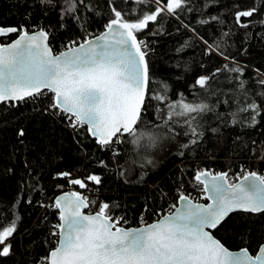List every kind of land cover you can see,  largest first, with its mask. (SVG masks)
Here are the masks:
<instances>
[{
  "label": "trees",
  "instance_id": "16d2710c",
  "mask_svg": "<svg viewBox=\"0 0 264 264\" xmlns=\"http://www.w3.org/2000/svg\"><path fill=\"white\" fill-rule=\"evenodd\" d=\"M166 4L83 0L62 18L65 0H0V26L43 29L53 52H60L101 32L115 18L112 6L126 21L136 22ZM251 8L257 9L254 15L242 18L248 26H239L235 13ZM135 35L149 43L150 92L137 136H120L119 153L98 145L84 126L69 127L68 115L50 107L48 91L0 104V230L15 223L5 242L10 254L0 256V264H38L48 256L57 243L52 234L57 209L46 203L70 186L69 180H81L91 190L92 212L106 203L133 226L141 214L151 221L171 212L181 194L199 200L193 185L196 166L224 169L244 161L252 171H264V85L259 83L264 80V0H185ZM202 76L209 77L204 88L196 84ZM181 100L207 104L209 110L170 120L168 105ZM253 102L258 115L248 107ZM150 135L155 143L142 147ZM92 175L100 183L89 180ZM212 234L230 249L244 247L254 254L264 243V213L232 212Z\"/></svg>",
  "mask_w": 264,
  "mask_h": 264
},
{
  "label": "snow or ice",
  "instance_id": "6c2138e0",
  "mask_svg": "<svg viewBox=\"0 0 264 264\" xmlns=\"http://www.w3.org/2000/svg\"><path fill=\"white\" fill-rule=\"evenodd\" d=\"M155 2L160 5V0ZM40 3L51 4L52 0H40ZM82 3L83 0H65L62 18L74 13ZM184 3L185 0H167L166 5L144 14L136 22L126 21L112 6L115 18L108 22L102 35L79 46L73 42L58 55L53 54L48 33L43 29L29 34L16 27H0V36L18 35L12 43L0 45V102L25 101L43 95L42 90L46 89L53 94L50 107L67 114L74 129L86 125L88 133L101 147L118 143L115 138L124 134L136 137V126L150 92V73L144 50L147 46L137 40L135 33L155 21L162 11L174 13ZM256 11V8L237 11L236 23L247 27L242 18L252 17ZM208 80L209 77L202 76L196 84L204 88ZM259 83L264 85V80ZM152 98L165 99L161 95ZM248 107L259 114L255 102ZM168 108L170 120L173 116L209 110L207 104L183 100ZM252 120L255 123V116ZM191 133L197 135L195 127H191ZM18 135H25L23 129ZM143 135L134 142L139 143ZM155 140L154 135L148 136L142 147H151ZM88 179L100 183L98 176ZM194 179L204 186L207 199L212 201L210 204L193 203L181 194L179 200L185 202L181 208L136 229L118 227L119 218L114 220L109 215L110 206L106 203L95 214L85 215L81 209L89 206L87 197L75 192L58 197L54 206L59 210L60 223L56 225L58 231L52 234L59 240L41 264H264V244L254 255L247 248L231 252L205 231L216 229L237 210L264 213V175L249 171L239 183H230L227 173L197 171ZM70 183L86 187L81 180ZM14 231V222L0 230V245H3L0 256L10 254V245L5 242Z\"/></svg>",
  "mask_w": 264,
  "mask_h": 264
},
{
  "label": "built area",
  "instance_id": "2783aa9c",
  "mask_svg": "<svg viewBox=\"0 0 264 264\" xmlns=\"http://www.w3.org/2000/svg\"><path fill=\"white\" fill-rule=\"evenodd\" d=\"M138 41H143L144 45H146L147 47L144 49L146 51V53L148 52L149 50V43L148 41L145 39V38H142ZM69 127H71L70 123H69ZM81 127V126H79ZM77 127V128H79ZM73 128V127H71ZM75 128V129H77ZM74 129V128H73ZM115 139H118L119 142L118 143H113L111 144L110 146H108L109 148H111V151L112 153H119L120 150L118 149V144L120 143V136H118L117 138ZM197 171H207L209 172L210 174H216V173H227L228 174V180L230 183H235L236 181L240 180L242 178V176L246 173V172H249V171H252L249 164L247 162H238L237 166L235 167H225L224 169H219L218 167H215V166H212V165H206V166H196L195 168V172ZM256 172V171H254ZM257 174L259 175H264V171L263 170H259L256 172ZM193 185L197 187L198 189V198L199 200H196L197 202H201V201H204L205 200V193H204V190H203V186L202 184H199L196 180L193 182ZM62 191H70V192H75L77 194H80L81 196L83 197H87V199L90 197V193H91V190L87 189V190H82V191H79L77 188H71L70 186H64V188L62 189ZM61 191V192H62ZM204 199V200H203ZM54 206V199H52L51 201H47L46 205H51ZM99 211V210H98ZM85 213L87 214H90V213H93L90 206H88V208L85 210ZM109 215L111 217H113V219H117L119 218V224L120 226H123V227H137V226H144L145 224L147 223H150L152 221H155L157 220L159 217H160V214L158 213L156 216H154L153 220L151 221H148V219L146 218V216L144 214H141L138 216L137 218V223L133 226H129L128 225V221L127 219H125V217L123 216L122 213L120 212H114V211H111L109 210ZM56 219L57 221L53 223V231L54 232H57L58 231V228L56 227V225L59 224V212L57 211L56 212ZM38 264H41V262H39Z\"/></svg>",
  "mask_w": 264,
  "mask_h": 264
},
{
  "label": "water",
  "instance_id": "95a60500",
  "mask_svg": "<svg viewBox=\"0 0 264 264\" xmlns=\"http://www.w3.org/2000/svg\"><path fill=\"white\" fill-rule=\"evenodd\" d=\"M108 24V23H107ZM0 27H2V26H0ZM4 28H8V27H4ZM40 29H38V30H34V31H31V32H28L29 34H32V33H35V32H37V31H39ZM106 31V27L101 31V32H99L98 34H96V35H94V36H91V37H89V38H87L86 40H95V38L97 37V36H100V35H102L104 32ZM11 34H13V33H10V34H8L7 36H9V35H11ZM7 36H0V39L1 38H3V37H7ZM18 38V35H16L14 38H12L11 40H9V41H7V42H1L0 41V45H7V44H10V43H12L13 41H15L16 39ZM138 40V39H137ZM85 41V40H84ZM83 41V42H84ZM83 42H80V43H83ZM79 43V44H80ZM48 44H49V36H48ZM79 44H77L76 46H79ZM49 47H50V45H49ZM51 48V47H50ZM51 50H52V48H51ZM67 50V48L66 49H64V50H62V51H60V52H53V50H52V52H53V54L54 55H58V54H60L61 52H64V51H66ZM42 91H47L46 89L45 90H42ZM51 93V92H50ZM52 94V93H51ZM52 98H53V94H52ZM2 102H0V104H1ZM59 110V109H58ZM84 127H85V129H86V132H87V134L92 138V139H94L95 140V142H96V139L94 138V137H92L89 133H88V131H87V126L86 125H83ZM240 182V180H238V181H236L235 183H239ZM203 186V185H202ZM203 189H204V186H203ZM72 192H70V191H62V192H60L59 194H57L55 197H54V203H55V200L58 198V197H60V196H66V195H70ZM205 193V192H204ZM186 196V195H185ZM188 197V196H187ZM189 199L193 202V203H200V204H203V205H207V204H210L212 201L211 200H209V199H207V194L205 193V201H201V202H197V201H194V200H192L190 197H189ZM184 201H180L179 200V197H178V199H177V202H176V206H175V208L171 211V212H167V213H165V214H163L162 216H160L157 220H155V221H152V222H150V223H147V224H151V223H154V222H156V221H158L159 219H161L163 216H167V215H170V214H172V213H174L175 211H176V209L177 208H181L183 205H184ZM88 208V207H87ZM87 208H83V209H81V211H82V213L83 214H85V215H88L87 213H85V210L87 209ZM57 211L59 212V210L57 209ZM238 211H240V210H237V211H234V212H238ZM240 212H243V211H240ZM96 212H93V213H90V214H95ZM254 214H256V213H254ZM59 223H60V220H59ZM147 224H145V225H147ZM144 225V226H145ZM118 227H122V228H125V229H136V228H141V227H144V226H137V227H123V226H120V225H117ZM214 229H211V228H206L205 229V231H207V232H209L215 239H217L213 234H212V231H213ZM58 240H59V237L57 236V243H58ZM218 240V239H217ZM57 243H56V246H57ZM262 244H264V243H262ZM224 245V244H223ZM261 245V244H260ZM259 245V246H260ZM55 246V247H56ZM225 246V245H224ZM54 247V248H55ZM226 247V246H225ZM53 248V249H54ZM228 248V247H227ZM242 248H244V247H242ZM242 248H238V249H230V248H228V250L229 251H231V252H238L240 249H242ZM52 250V249H51ZM257 250H258V248H257ZM256 250V251H257ZM50 252V251H49ZM49 252H48V254H49ZM256 253V252H255ZM254 253V254H255ZM251 254V253H250ZM254 254H252V255H254Z\"/></svg>",
  "mask_w": 264,
  "mask_h": 264
},
{
  "label": "rangeland",
  "instance_id": "374dc122",
  "mask_svg": "<svg viewBox=\"0 0 264 264\" xmlns=\"http://www.w3.org/2000/svg\"><path fill=\"white\" fill-rule=\"evenodd\" d=\"M69 181H71V180H69ZM76 185H77V184H76ZM70 187H71V188H77L79 191L87 190V188H81L79 185L74 186L72 183H70Z\"/></svg>",
  "mask_w": 264,
  "mask_h": 264
},
{
  "label": "bare ground",
  "instance_id": "6f19581e",
  "mask_svg": "<svg viewBox=\"0 0 264 264\" xmlns=\"http://www.w3.org/2000/svg\"><path fill=\"white\" fill-rule=\"evenodd\" d=\"M115 154V153H114Z\"/></svg>",
  "mask_w": 264,
  "mask_h": 264
}]
</instances>
